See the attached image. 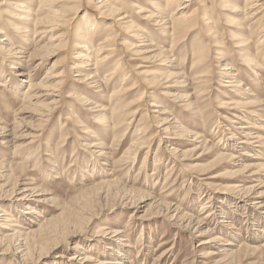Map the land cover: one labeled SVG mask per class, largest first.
Masks as SVG:
<instances>
[{
	"label": "rangeland",
	"instance_id": "374dc122",
	"mask_svg": "<svg viewBox=\"0 0 264 264\" xmlns=\"http://www.w3.org/2000/svg\"><path fill=\"white\" fill-rule=\"evenodd\" d=\"M7 1H10L7 6L0 7V27L4 31L0 41L10 39L16 47H21L27 39L19 37L14 30L18 20L12 16L18 14L16 10L23 0ZM96 1L84 0L78 11L73 10L69 16H76L74 25L81 26L82 18L88 16L100 28L92 42L94 50L106 34L116 33L117 57L105 65L95 88L86 87V84L78 85L75 74L71 73L78 62L74 58L77 51L72 49L65 56L66 87L59 97H56L58 92L54 94L60 108L45 122H38L35 108L25 109L23 95L29 81L19 75L27 68L11 64L0 51V83L5 85L0 86V124L7 127L8 135L19 122L21 126L16 133L25 135L15 140L14 145H3L0 138V165L12 164L15 173L20 175V187L41 190L28 205L10 197L12 184L0 189V210L5 211L3 216L14 219L10 225L4 221L1 224L8 226H3L5 230L22 232L36 228L34 223L39 222L61 226L58 234L30 244L36 250L35 256L41 253L42 258L36 264H79L83 253L93 258V264L102 261L108 264H264V41L260 40L261 37L264 40V18L256 22L263 14L249 20L242 12L244 2L235 0L228 1L239 7L238 12L229 11L224 0H209L208 12L201 0H178L167 8L168 0H115L122 9V17L117 20L123 16L128 18L113 23L108 18H99L102 10H96ZM155 2L162 4L164 13L169 15L189 3V12L200 18V24L193 25L180 38L171 31L165 34L155 22L143 20L144 11L146 15L156 11ZM206 15L210 21H203ZM129 22L133 23L131 28H127ZM170 22L167 21L168 27L172 25ZM136 31L150 36L157 50L148 49L151 52L140 56L135 54L136 49L128 48L131 44L150 43L138 42ZM66 32L73 30L65 26L55 33L58 36ZM243 37L249 39V54L240 51L239 42ZM73 43H76L74 37ZM35 48L33 43L28 51ZM202 53L207 57L197 60L195 57ZM62 55L50 56L44 67L34 70V85L43 80ZM247 55L253 59L249 65L245 60ZM168 58L174 63L167 62ZM22 59L25 63L26 55ZM120 59L122 71L109 80ZM225 63L233 67L231 74L222 70ZM168 66H176L178 70ZM93 68L90 65L86 69ZM167 75H173L169 81L164 80ZM228 76L242 82L239 91L230 86L233 79ZM177 80L179 84L175 83ZM134 87L137 88L132 90ZM88 88L93 91L91 96L86 95ZM73 89L96 103V108L90 111L89 106L78 104L75 97L66 98ZM143 93L145 98L139 102ZM174 95L182 98L176 100ZM150 104L158 107H149ZM161 109H166L165 115L169 118L165 125L160 123L166 117L160 114L159 111H164ZM180 129L191 134L178 139L175 133ZM242 139L247 144L241 143ZM98 140L105 145L101 151L104 156L100 148L89 146ZM224 142L231 146L225 149ZM135 144L139 148L143 145V150L136 158L126 156ZM167 148L176 149L179 154L171 156ZM182 152L187 155L183 157ZM28 158L30 169L20 174L17 166ZM256 163L263 167L244 169L245 165ZM3 183L0 181V185ZM257 184V190L263 192L260 197L250 194V198H245L247 194L239 189ZM95 187L99 190L95 191ZM126 191L136 192L135 198L149 192L155 199L176 204L187 214L183 221L187 217L205 219L208 223L205 226L212 232L205 236L197 232L190 234L182 228L185 223L168 219L163 208L155 205L152 208L149 200L137 209L122 207ZM38 193L42 195L40 198ZM98 193L105 198L98 200ZM19 198L16 199L20 201ZM236 198L241 199L240 205L231 202ZM209 205L212 207L207 208ZM208 212L211 216L204 218ZM112 229L126 231L129 237L121 239L120 245L130 259L119 261L116 245L114 252L108 251L111 243L103 236ZM213 237L219 238L216 248L215 244L201 245ZM128 240L132 241L131 249L124 247ZM227 248H233L236 253L227 255ZM167 249L171 252L160 263V255ZM209 250L211 255L207 254ZM10 261V256L0 254V264Z\"/></svg>",
	"mask_w": 264,
	"mask_h": 264
},
{
	"label": "bare ground",
	"instance_id": "6f19581e",
	"mask_svg": "<svg viewBox=\"0 0 264 264\" xmlns=\"http://www.w3.org/2000/svg\"><path fill=\"white\" fill-rule=\"evenodd\" d=\"M83 1L82 0H23V2L21 1L22 3L20 4V6L18 5L20 8H23V9H21L22 11L19 10L20 8L17 9L16 11L18 12V14L16 13L12 17L14 19L18 20V24H16V23L14 24V27H15L14 30L18 33L19 37H26V39H27L26 42L24 40V44H22L21 47H16L15 43L10 39L0 41V51H1V53L4 54L5 57H8L7 59H9L10 62L12 61L11 64L19 65V68H21V69L27 68L26 70H22V72L19 75V76L24 75L26 77V79L29 81L28 89L23 95L24 100L26 102L25 109L32 108V107L35 108L36 112H38V115H37V116H39L38 122H40V123L45 122L46 118L49 119L54 114V112L58 111L60 108L56 97L57 96L59 97L62 94L61 93L62 90L66 87V84H67L66 83V76L68 75L67 74L68 72L65 69V64L67 61L65 56L69 53H72L71 52V51H73L72 49H75L77 51V55L74 58H76L78 60V62L71 68V73L72 74L74 73L75 77H76L75 81L78 83V85L79 84L80 85L86 84V87H87V85H91L93 88H95L100 83L99 74L103 71V69L105 68V65L111 63L113 61L112 58H114V61H115V57H117L116 54L119 52L117 50L118 44L116 42V33L106 34L105 37L99 42L97 49L94 50V48L92 46V42L94 40L95 35L100 32V28L97 26L96 23H92L89 20L88 16H84L82 18L83 19V21H82L83 26L79 25L78 23L74 25V22L76 21L77 18H76V16L70 17L69 15L73 10L78 11V8L81 6V2H83ZM176 1H178V0H168L166 3V8ZM8 2H10V1L0 0V7L7 6L9 4ZM201 2L203 3L204 10H206L208 12V8L210 9V5H211L209 3V0H201ZM234 2H238V3L244 2L245 8H244V11H242V12H244V14L246 16L247 15L249 16V20L256 19L257 17H259L260 14H263V15L260 18H258L256 20V22H258L261 18H264V11H263L264 10V0H235ZM261 2H262V4H261ZM224 3L228 7V10L230 9L229 11L238 12L239 7L237 5L233 4L232 2H230L228 0H224ZM155 4H156L155 5V8H156L155 12L157 14L152 11V12H148L147 13L148 15H146L147 11L146 12L144 11L143 13H145V14H144L143 20L155 22L156 26H160L161 30L165 34L169 35V32L171 31V33L173 32V33H175V35L177 34V36H176L177 38H178V36L180 38V36L182 34L186 33L187 30H190L193 25L200 24V18L195 17L194 15H192L189 12V8L191 7V5H189V3H186L185 5L179 7L178 11H176V12L174 11L175 13L173 15H169L168 12H167V14L164 13L165 8L163 7L162 4H158L156 2H155ZM117 5H118V3L115 0H97L95 2L94 7L96 8V10H102L101 14H100L101 16L99 18H108V19L112 20L113 23H119L118 21L124 20L125 18H128V17L123 16L122 19L117 20L118 17H120V16L122 17V15H121L122 9L119 8ZM139 9H142V8H139ZM168 17L169 18L172 17V19H166ZM204 18H206V19H204ZM169 20H171L170 23L172 24L170 27H168V23H167V21H169ZM206 20L210 21V19L207 15L203 17V21H206ZM170 23H169V25H170ZM132 25H133V23L129 22L127 28H131ZM65 26L70 27L71 30H73V32L72 33L66 32V33H63V34L56 36L55 32L59 31L61 29L63 30V28ZM262 31L264 32V30H262ZM2 34H4V31L0 27V35H2ZM168 35H166V36H168ZM29 36L32 37V40L29 38ZM38 37L40 39L36 42L35 40ZM73 37H74V40H76V43H73ZM149 37L150 36L146 35L145 32H143V33L137 32L135 38H136V40H138V42L139 41H148L150 43L148 45H144V43L139 44V45L131 44V45H128L127 47L128 48L130 47L132 50L136 49L135 54H138L140 56L146 55L148 52H151L148 49L157 50L155 48L156 46H154V44H153L152 38H149ZM147 38L149 40H147ZM139 39H144V40H139ZM260 40L262 43L264 41L263 37H261ZM248 41H249V39H247V37H243V39H241V41L239 42V44H240L239 46L241 48L240 51H244L247 54H249V52L247 51L248 46H249ZM33 43H36L35 50L28 51L30 46ZM142 46H148V47H142ZM105 53H106V55H104ZM156 53H157V51H156ZM161 53H164V51L160 52V54ZM204 53H202L201 55L198 54V56H196L195 58L197 60L200 58H202V59L205 58V56L207 54H204ZM57 54H63L60 57L62 59H58L57 61H55L54 64L52 65L51 69L49 70V72L43 78V80H41V82H39L38 84L34 85L33 84L34 80L32 77L34 70L36 71L39 68L41 69L42 67H44L45 60L49 59L50 56H55ZM25 55H26V62L23 63L22 60H24V59H22V58H24ZM147 58L148 57H146V59ZM251 58L252 57L248 56V55L245 57V60L247 61L248 65L253 62V59H251ZM15 60H17V61H15ZM35 60H38V63L34 68H31V65H33ZM122 61L120 59L115 63V67H114L113 71L110 72L111 73L110 77H108L109 80L115 78L122 71V69H123ZM167 62L174 63L173 59H169V58H168ZM91 63H93V64H91ZM90 65H93L94 68L93 69H86L87 66H90ZM11 67L15 68L14 66H11ZM168 68L174 69V71L178 70L176 66H174V67L168 66ZM87 70H92V71L87 72ZM222 70L227 71L225 73L231 74V70H234V69H233V67H231L230 63H225L223 65ZM175 74H177V76H179L177 72ZM124 76H125V74H123V77ZM171 76H173V75H170V76L167 75L166 77L163 76V78L165 77L164 80L169 81ZM228 78L233 79V81L231 80L229 82V83H231L230 84L231 87H233L237 91H239L238 89L242 88V82L241 81H239V82L235 81V77L228 76ZM175 83L179 84L180 82L177 80ZM78 85H75V86L79 87ZM0 86L4 87L5 85L0 83ZM135 88H137V87H134L132 90H134ZM150 88H152V87H150ZM76 89H73V91L71 92V95L66 96V98L75 97L74 99H76L75 101H78V104H80L81 106H89L90 108L89 107L88 108L90 111L94 110L96 108V103H94L88 97H82V95L79 94L78 91H76ZM97 89H99V88H97ZM88 90H89V88H88ZM55 92H58L56 97L54 95ZM86 93H87L86 94L87 96H89V95L91 96V94H93V91H92V89H90ZM144 96H145V93H143L142 96L139 98V100H140L139 102H142V98L144 100V98H145ZM175 97H176L175 98L176 100L182 98L178 95ZM117 98H119V97H117ZM242 104H244V103H242ZM189 106L191 107L192 105H189ZM149 107L154 108V107H158V105L157 104L156 105L150 104ZM139 108H140V106H139ZM103 110H105V109H103ZM161 110H164V111H159V112H161L160 114H162V115L167 114L166 109H161ZM165 116H166L165 118L161 119L160 123L162 125H165V124H167V122H169L168 116L167 115H165ZM234 116H237V115L234 114ZM16 124H17V126L14 129H12L11 133H9L8 135H6V132L8 131L7 127L1 126L2 124H0V138H2L1 141H3V143L1 142V144H3V145L4 144L5 145L6 144L14 145L13 143L15 142V140H17V139L19 140V139L25 137V135L22 132H20L21 134L16 133L19 130L18 128L21 126L19 124V122H17ZM179 127H181V126H179ZM240 128H245V127L242 126ZM34 132H36V131H34ZM190 134H191L190 131L188 132L186 130L180 129L175 133V136L179 139V138H182L185 136H189ZM33 135L35 136V133ZM233 136L234 135H232L231 137H233ZM203 142L204 141H202V143ZM202 143H200V144H202ZM241 143L247 144L246 140H244V139L241 140ZM135 145H133L131 147V149H128V151L126 152V156H128V157L132 156L133 158H136L135 156L138 155L141 150H143V149H141L143 147V145H141L142 147H140V148H139V145L138 146L137 145L135 146ZM18 146H20V145H18ZM89 146H90V148L91 147L92 148H100V154L102 156L106 155L104 152H101L103 149H105V145H103V143H101L99 140H98V142H91L89 144ZM229 146H231L229 144V142L225 143L224 148L228 149ZM157 150L159 151L160 147ZM167 150L169 151L171 156L179 154V152H177L176 149L172 150V148L171 149L167 148ZM182 154H183V157H185L187 155V152H182ZM177 157H179V156H177ZM30 158L26 159V161L24 163L18 164L17 169H18V171H20V174H23L24 172L29 171L30 168L28 166V162H29ZM178 159L179 158H174L175 161H178ZM256 166L258 168L263 167L262 164L256 163L253 165L252 164L245 165L244 169L250 170ZM257 172L255 174H259ZM19 178H20V175L18 172L15 173V171L12 168V164L0 165V181L4 182L2 185H0V189L8 187V186H10V184H12L10 197L13 198L14 200H16V202L18 201V202H21L22 204L27 203L29 205V202H31L34 194H36V192H39V191L41 192V190L37 191V187H34V188H30V186H29V188H27L28 186L27 187H20ZM93 189H96L95 191L99 190L96 187ZM239 189H241L240 191H242L243 193L247 194L245 196V198L247 196H249L250 194H257V195H255L257 197H260V195H263L262 191L260 192L259 190H257L258 184L248 186V187H241ZM38 194H37V197L40 198V196H42V195H40V194L38 195ZM238 194L239 193L237 192V195ZM97 196H98L97 197L98 200H102L105 198V196L103 197L99 193L97 194ZM151 196H152L151 193L143 192L142 196L135 198L136 192L126 191L123 193L121 205H122V207L123 206L124 207L131 206V208L135 207L137 209V208H140V205L144 204L145 202H147L149 200L151 202L150 205L152 206V208L154 205L157 207H162L163 208L162 211L165 214L164 216L167 217L168 219H170L172 221L175 220L177 222L181 221L180 222L181 224L185 223L186 225L182 224V225H184L182 228L185 231L190 232V234L197 232L198 234L200 233V236H205V235L210 234L212 232L211 228H208L205 226L206 224H208L207 222L204 221L205 219L193 218V217L188 218L187 217V219H184V221H183V218H185V216H187V214L185 211L183 212L179 206H177L176 204H172L166 200L155 199V196H153V197H151ZM19 197H21V198H19ZM237 197H240V196H237ZM250 197L251 196H249V198ZM16 198H19L20 201ZM239 199L240 198H236L234 201H231V202L232 203L235 202L236 204L238 203L240 205L241 199L240 200ZM262 205L264 206V204H262ZM211 207L212 206L209 205L207 208H211ZM221 210H223V209L221 208ZM3 212H5V211L0 210V227L4 229V230L0 229V254L1 255L3 254V256H7V255L10 256L12 261H10L9 264H14V263L15 264H36V263H38L42 258L40 255L41 253L39 254V256H35L36 250L34 251V249H33L34 246L32 248V246L30 244L32 243L35 245L36 240L39 238H43V240H44V239L50 238L51 236H54L61 226L51 225L50 222L46 221V222L34 223L36 228H34V229L32 228V230H30V231L28 230V231L22 232L21 230L12 229V228L11 229L9 228L10 231H8L9 229L5 230V227L8 228V226L2 225L1 222L4 221L5 224L10 225V223L13 222L14 219L12 221V218H10L9 216H3ZM210 216H211V214L208 212L204 218H208ZM251 224L253 225V223H251ZM3 226H5V227H3ZM16 227H19V226H16ZM103 237H104V239L108 238V241H110V243H111L108 246V251H111L113 249L112 251L114 252V250L116 248H118V250L116 251V255L118 256V258H120V259H118L119 261L120 260L122 261L123 259H130L129 254H127L128 252L125 251V249H123L120 245V241H122L121 239H123V238L125 239V238L129 237L126 234V231H121L118 229H115V230L112 229V230L107 231ZM218 239L219 238H217V237H213L210 239L212 241L209 240L207 242H202L201 245L211 244L210 246H212V244H215L213 247L216 248V244H218ZM49 240H51V239H49ZM130 240L125 242V243H127L124 245L125 248H128V249L133 248V245L131 244L132 241H130ZM140 242H142V241H140ZM211 242H215V243H211ZM105 245H108V244H105ZM111 245L112 246L116 245L117 247L114 246V248H113ZM55 246H57V245H55ZM230 246H233V245H230ZM170 249H167L166 251L162 252V254L160 255V260H162V262H160V263H163L166 256L171 252V251H169ZM225 251H227L226 253L229 256L230 255L233 256L236 253V251H233V248H230V249L227 248ZM207 254L211 255L212 253L209 250V251H207ZM208 257H209V255L204 257V258H208ZM80 259L81 260H79V261H81V263H79V264H93L92 263L93 258L88 253L87 254L83 253L82 257ZM98 264H108V262L102 261V262H99ZM118 264H121V263L118 262Z\"/></svg>",
	"mask_w": 264,
	"mask_h": 264
}]
</instances>
